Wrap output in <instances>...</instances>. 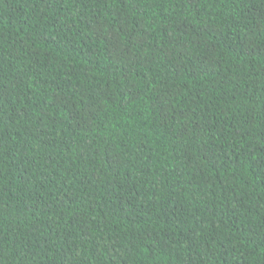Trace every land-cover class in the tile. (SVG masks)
Segmentation results:
<instances>
[{"label": "trees", "instance_id": "16d2710c", "mask_svg": "<svg viewBox=\"0 0 264 264\" xmlns=\"http://www.w3.org/2000/svg\"><path fill=\"white\" fill-rule=\"evenodd\" d=\"M0 264H264V0H0Z\"/></svg>", "mask_w": 264, "mask_h": 264}]
</instances>
